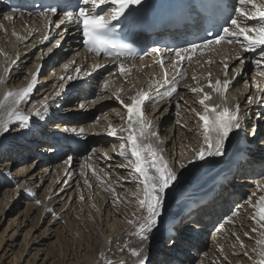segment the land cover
Here are the masks:
<instances>
[{"label":"bare ground","instance_id":"obj_1","mask_svg":"<svg viewBox=\"0 0 264 264\" xmlns=\"http://www.w3.org/2000/svg\"><path fill=\"white\" fill-rule=\"evenodd\" d=\"M9 2L0 0V94L5 91L0 102L7 93L26 87L43 59L48 60L40 74L45 75L37 78L31 94L18 106L30 116L27 127L17 121L0 135V218L10 216L0 239L4 251L0 264L2 258L10 257L9 264H137L132 249L143 251L146 264H193L197 258V264H257L264 249L258 243L264 240V228L252 219L259 217L248 199L255 193L252 204H256L259 195H264V132L258 141L251 135L258 124L264 127V64L255 62L260 49L245 51L239 43L226 42L211 50L181 53L191 59L175 62V50L182 48L173 43L194 37L204 21L178 23L152 34L145 59L123 60L127 72L122 75L120 64L88 51L82 26L56 28L63 14L53 16L49 24L39 14L12 12ZM229 2L233 9L225 16L226 26L229 17L236 15L234 9L241 7L239 0ZM245 10L252 11L250 6ZM45 35L48 40L43 39ZM58 44L62 49L54 52ZM156 48L161 49L164 69L158 63L161 57L153 53ZM77 68L80 78L60 89V77L76 76ZM165 71L169 80L173 76L177 80V93L171 98H162V85L168 83ZM178 71L184 75L178 76ZM46 79L50 81L44 84ZM217 79L230 81L227 104L230 108L239 105L242 128L229 136L223 155L180 168L204 143L202 121L196 113L203 112L199 100L204 92L211 96L209 104L221 96L208 86L209 80L215 85ZM193 87L203 92L193 93ZM79 90L78 107L73 100L61 107L68 94L78 97ZM138 91L152 97L142 110L144 119L151 122L150 131L157 134L153 137L146 130L144 142L159 151L178 174L174 187L166 190L160 224L147 240L135 235V226L128 223L142 214L137 203L142 185L138 187L139 174L131 163L135 158L127 143L128 132L121 131L128 128L127 109L114 95L119 92L125 103H131ZM46 103L49 111L42 113L43 119L35 116ZM80 105H84L83 113L65 112L80 110ZM65 114L70 116L62 118ZM81 129L83 134H77ZM112 129L117 130L114 136L108 134ZM122 144L123 157L119 155ZM252 146L256 150L250 156ZM17 164L21 165L12 171ZM193 227L202 229L200 237ZM172 228L178 231L183 253L171 252L175 240L161 247V233Z\"/></svg>","mask_w":264,"mask_h":264},{"label":"snow or ice","instance_id":"obj_2","mask_svg":"<svg viewBox=\"0 0 264 264\" xmlns=\"http://www.w3.org/2000/svg\"><path fill=\"white\" fill-rule=\"evenodd\" d=\"M239 3L241 7L234 9L236 15L229 17L230 24L228 26L223 27L219 23L213 24L212 27L220 28L221 30L212 39L205 38L199 45L191 44L189 47L176 49L177 61L175 62L183 61L186 58L191 59V56L185 57L181 53H189L198 48L211 50L212 45H217L227 40L229 44L234 42L239 43L245 51L255 52L259 48V57L255 62L257 65L264 64V0H261V3H257V0H239ZM145 6L146 0H78V3L75 4L62 0L58 7L47 6L39 15L48 21L49 24H52V17L56 16L58 12H62L63 18L55 24V27L60 28L66 24H76L78 27L82 26L84 42L90 47L91 51L97 54H110L114 57H133L136 55L135 49L130 45L119 43L110 34L114 31V21L117 25L123 23L125 27L139 26L146 23ZM245 6H250L252 11H246ZM217 7L216 0H189L181 12L195 24L209 20ZM66 8H72L73 10L64 11ZM254 20L258 22L254 25L249 23ZM241 37L243 38L242 40ZM43 39L48 40L49 36L45 35ZM51 51L52 49L50 48L49 52ZM164 51L170 50L165 49ZM153 53L161 57L158 63L164 69V59L161 56V49H153ZM237 59L241 58L237 56ZM175 62L170 61V63ZM12 63L14 64L15 61H12ZM73 63L75 62L73 61ZM95 67H100V65H95ZM224 68L226 70L225 75H227L229 65L225 63ZM119 71L122 75L126 74L127 69L123 63L119 65ZM76 72V76L67 75L60 77L61 84L59 88L63 89L64 84L68 81L79 79L80 69L77 68ZM38 75L39 70L31 76V82L26 87L15 93L9 92L6 94L5 99L8 97L14 98V107L8 111L7 118L0 121V135L8 132L17 121L20 122L22 127H27L30 116L23 114L18 106L33 91ZM84 75H88V73ZM177 75L183 76L184 73L178 71ZM164 79L168 80V83L162 85L165 89L162 98H171L177 93L176 77L173 76L169 80L165 71ZM229 84L230 81L228 79L223 80L222 83L217 79L215 85L209 80L208 86L214 87L215 92L220 93L222 99L219 104H209L206 101L211 99L210 94L207 92L203 93V97L199 100V103L203 106V112H198L196 115L202 121L204 143L199 150H194L191 160L187 161V163L179 164L180 168H186L187 164H191L196 160H205L208 156L223 155L224 145L229 136L242 128L239 105L236 104L231 108L227 106L226 92ZM104 87H108L107 81H105ZM119 91H122V89ZM191 91L197 93L203 92V89L193 87ZM114 95L124 108L127 109L128 128H122L121 131L128 132L127 143L130 144L131 156L135 158L131 163L134 165V172L139 174L140 181L138 187L142 185V198L137 199L139 207L143 210L142 214L135 220H129L128 223L135 226V235L141 240H147L153 230L160 224L166 190L174 187L178 180V174L175 168L164 159L159 151L155 150L151 144L144 142L146 130L150 131L151 129V122L144 119L142 109L146 102H151V95L148 92H139L136 96L131 97V103H125L121 99L119 92ZM2 103L0 102V104ZM80 107L83 108L84 105H80ZM48 111L49 108L46 103L34 115L43 119L42 113L46 115ZM133 117H135V120ZM72 131L75 132L76 130L72 129ZM116 131V129H112L108 134L114 136L116 135ZM77 134L82 135L83 130L81 129ZM150 135L155 137L157 134L154 131H150ZM251 135H255V132H252ZM119 155L122 157L126 156L124 144L121 145ZM71 159V157L68 158L69 161ZM134 195L139 197V194ZM255 195L254 193L253 196L249 197L248 204L256 209L259 219L256 216L252 217V219L256 220L260 228H264V223H262L264 222V195H259V200L256 204H252ZM81 198L83 199V197ZM253 231H256V229H253ZM258 243L264 244V240ZM131 254L137 258V264H146L148 257L143 251L132 249ZM260 257L257 264H264V249L261 250ZM109 264H112V262L109 261Z\"/></svg>","mask_w":264,"mask_h":264},{"label":"rangeland","instance_id":"obj_3","mask_svg":"<svg viewBox=\"0 0 264 264\" xmlns=\"http://www.w3.org/2000/svg\"><path fill=\"white\" fill-rule=\"evenodd\" d=\"M56 47V46H55ZM57 49L58 50H61L62 49V47H61V44H58V47H56L55 48V50H54V52L55 51H57ZM62 51H64V50H62ZM45 53V52H44ZM64 53H66V51H64ZM45 60V61H44ZM48 59H43V61H42V67H40V71H39V75H38V77L39 76H43V75H45V73H43L42 75H40L41 74V71L43 70V67H44V65H45V63H47L46 61H47ZM245 66H243V68H244ZM242 67L240 68V70H242L243 69ZM253 72V70H251L250 71V73H252ZM37 77V78H38ZM49 78H53V77H49ZM47 81H50V80H48V79H46V81L44 82V84H46L47 83ZM51 83V82H50ZM80 93H81V91L79 90V91H77V95H78V97H75V98H72V94H68L67 95V101H62V104H61V107H65L66 105H65V102L66 103H71V102H73L74 101V106H76V107H78L79 105H78V103H80L81 101V99H80ZM70 95V96H69ZM69 96V97H68ZM92 99H95V95L94 96H92L91 97ZM64 99H65V97H64ZM73 100V101H72ZM61 107L60 108H57V110L58 109H61ZM68 107V106H67ZM83 108H81L80 110H76V111H78V112H73L72 110H66L65 112L66 113H70V114H73V113H80V112H82L83 113ZM70 114H65V115H62V118L64 117V118H68L69 116H70ZM54 115H56L55 113H54ZM51 136V135H50ZM249 136H250V134H249ZM51 141V140H50ZM43 144H39L38 146H42ZM35 150V149H34ZM33 150V151H34ZM256 149H255V146H252V148H250L249 149V155L251 156V154L255 151ZM31 152V151H30ZM27 154H29V152H26ZM248 155V156H249ZM10 160V158L7 160V161H9ZM30 160H33V158H30ZM236 162L237 161H233V165L235 166V164H236ZM21 164H17L15 167H14V169H12V171H14V170H16L15 168H17V167H19ZM51 168V167H50ZM87 171V170H86ZM12 187V186H11ZM92 190H93V188H92ZM209 192H207V193H204V194H208ZM209 195H203V197L206 199V197H208ZM26 207V205H23L22 206V209H24ZM7 216V214L3 217V218H0V220H1V225H0V239H1V235H2V232H3V230L6 228V225H8V223H9V217L10 216H8V220L5 218ZM33 216V215H32ZM218 220H220V219H218ZM218 220H217V222H218ZM184 224H185V222H184ZM183 225H181V227H182ZM180 228V227H179ZM210 236H212V235H210ZM211 238V237H210ZM22 239H23V237H20L19 238V243L20 242H22ZM56 240V237L55 238H52V241H55ZM170 240H165V241H163V244H162V249L164 248L165 249V245H167L168 244V242H169ZM4 243H5V241H4ZM4 245V244H3ZM19 248V246H17V248L16 249H18ZM2 249V248H1ZM208 249V248H207ZM3 252L4 251H1L0 250V255H2L3 254ZM34 251H32V253H33ZM42 252H40V257L42 256V254H41ZM10 254H11V252H10ZM1 257V256H0ZM67 258H68V256H67ZM10 259H11V257L10 258H7V259H3L2 258V263L1 264H9V261H10ZM67 260V259H66ZM199 261V258H197L196 260H194V263L193 264H197V262ZM50 262H51V260H50ZM49 262V263H50ZM16 264V263H15Z\"/></svg>","mask_w":264,"mask_h":264}]
</instances>
